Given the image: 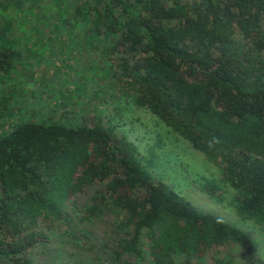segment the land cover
I'll return each instance as SVG.
<instances>
[{
  "label": "trees",
  "instance_id": "16d2710c",
  "mask_svg": "<svg viewBox=\"0 0 264 264\" xmlns=\"http://www.w3.org/2000/svg\"><path fill=\"white\" fill-rule=\"evenodd\" d=\"M46 30L101 45L102 59L86 54L82 68L212 163L199 188L237 220L198 210L157 178L163 141L141 156L121 122L109 125L119 116L89 124L91 114L66 107L64 124L32 113L0 125V264H56L47 248L62 229L74 251L96 246L101 264H209L217 246L235 255L216 264H264V0H0V72L13 68L18 35ZM93 183L103 188L81 207L76 196ZM116 207L127 218L110 223L111 244L76 228Z\"/></svg>",
  "mask_w": 264,
  "mask_h": 264
},
{
  "label": "rangeland",
  "instance_id": "374dc122",
  "mask_svg": "<svg viewBox=\"0 0 264 264\" xmlns=\"http://www.w3.org/2000/svg\"><path fill=\"white\" fill-rule=\"evenodd\" d=\"M30 14L27 13V15ZM47 25L50 24L47 22ZM42 33V36L26 33L30 36L23 38H19L18 35L19 43L15 48L17 55L13 68L8 73L0 72V125L6 124V129H10L15 123L32 118V113L38 116L36 118L39 122H45L49 115L54 113V116L58 117L53 118L57 119L56 122L66 124L67 119L73 116L67 112L65 116L60 117L66 107H69V111L73 109L74 113H78L79 116L84 111L86 114H91L90 118H85L89 124L93 122V119L98 121L101 117V120L105 122L107 118L121 117L118 114L119 111L127 112V118H122L124 122L116 117L109 125L121 122L118 135H126L133 141L138 146L141 156L148 155L149 147L155 146V140L163 141L160 148H157L158 155L154 158V161H157L153 167L155 176L180 192L198 210L209 213L217 212L224 219L236 223L235 215L228 218L234 214L231 207L218 208L216 203L206 194H202L199 188L200 180L203 182L202 178H209L210 175L215 174L216 167L209 163L203 155L196 154L184 140L170 134L157 118L150 116V113V115L143 113L129 104L128 100L120 98V95L116 96V91L111 88L112 84L94 77L92 71L82 68L85 62H90L86 54H90L98 62L102 59L103 56L99 51L100 55L97 57L93 54V51L101 48V45L94 46V40L90 44L88 41L84 43L85 36L82 34L51 33L49 35L48 30ZM107 69L105 67V73ZM121 101L124 105L116 106ZM73 102L76 104H72ZM7 114H12V116L8 117ZM102 188L103 184H86L76 196L77 203L81 207L91 204ZM228 196L230 198L231 194ZM122 218H127L126 213L116 207L114 210H107L103 218H96L91 222L76 220L75 225L80 231H88L90 241L91 237L95 236L111 244V235L115 238L116 231L110 223L119 222ZM248 230L255 233L252 228ZM60 232L62 234H57V236L63 235L62 240H54L47 248L48 251L51 249V255L54 256L56 264H74L75 262L77 264H101L102 252L96 246L90 249L89 244H86L83 250L77 248L74 251L71 247L72 241L65 236L64 229ZM124 232L127 233L128 230L123 229L121 234L123 235ZM54 233H58L54 227L47 232L48 235ZM262 244L264 259V242ZM85 248L89 250L86 251ZM42 252L43 248H40L39 254ZM224 255L230 258L235 253L231 248L217 246L208 252L206 257L209 264H216L217 260L224 259ZM147 257L143 264H149ZM42 258H44L43 255L40 259ZM127 260L134 261L131 257H127ZM36 262L37 264L50 263L39 259Z\"/></svg>",
  "mask_w": 264,
  "mask_h": 264
}]
</instances>
